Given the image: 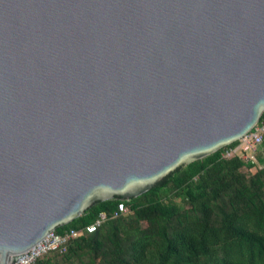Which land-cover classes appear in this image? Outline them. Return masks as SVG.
Returning a JSON list of instances; mask_svg holds the SVG:
<instances>
[{"label": "water", "instance_id": "obj_1", "mask_svg": "<svg viewBox=\"0 0 264 264\" xmlns=\"http://www.w3.org/2000/svg\"><path fill=\"white\" fill-rule=\"evenodd\" d=\"M264 112V0H0V264Z\"/></svg>", "mask_w": 264, "mask_h": 264}, {"label": "trees", "instance_id": "obj_2", "mask_svg": "<svg viewBox=\"0 0 264 264\" xmlns=\"http://www.w3.org/2000/svg\"><path fill=\"white\" fill-rule=\"evenodd\" d=\"M262 147L256 162L224 157L220 148L136 197L95 202L55 231L103 211L101 226L33 264H264V167L248 171L264 162V139ZM119 201L127 212L112 217Z\"/></svg>", "mask_w": 264, "mask_h": 264}, {"label": "built area", "instance_id": "obj_3", "mask_svg": "<svg viewBox=\"0 0 264 264\" xmlns=\"http://www.w3.org/2000/svg\"><path fill=\"white\" fill-rule=\"evenodd\" d=\"M263 135H264V115L261 121H258L255 126L247 133L242 135L237 140L225 145L222 151V156L229 157L231 155L240 156L245 161H257V154L263 150ZM127 212V206L123 201H119L116 209L112 212V217H118L122 213ZM106 213L101 211L94 221L79 228H69L62 233L55 230L49 231L36 244L26 249L21 255L13 260L10 264H33L37 258L51 253H62L66 250L67 244L73 238H77L83 234L92 233L106 220Z\"/></svg>", "mask_w": 264, "mask_h": 264}, {"label": "rangeland", "instance_id": "obj_4", "mask_svg": "<svg viewBox=\"0 0 264 264\" xmlns=\"http://www.w3.org/2000/svg\"><path fill=\"white\" fill-rule=\"evenodd\" d=\"M263 139H264V136H263ZM260 167H264V162L263 163H256V166L255 167H252V168H250L248 171H251V172H253V171H255L256 170V168H260Z\"/></svg>", "mask_w": 264, "mask_h": 264}]
</instances>
